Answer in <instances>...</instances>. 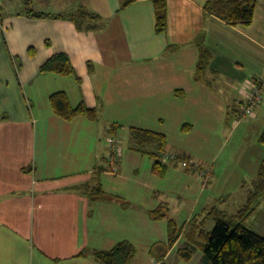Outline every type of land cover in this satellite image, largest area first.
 Wrapping results in <instances>:
<instances>
[{
    "label": "crops",
    "instance_id": "0c3cea01",
    "mask_svg": "<svg viewBox=\"0 0 264 264\" xmlns=\"http://www.w3.org/2000/svg\"><path fill=\"white\" fill-rule=\"evenodd\" d=\"M27 1L24 9L11 11L0 0V264H102L95 250L111 249L135 236L148 238L150 229L154 233L165 225L164 219H152L150 210L164 203L167 218L174 217L167 195L186 196V205L199 206L214 173L212 165L208 179L201 172L189 174L185 183L166 187L153 173L149 155L131 145L112 163L108 137L119 128H145L165 134L166 152L188 155L189 163H201L197 168L214 160L208 153L199 155L201 149L187 141L214 139L215 127L227 124L236 104L246 99L248 84L255 81L248 76L261 74L262 0L248 27L207 13L208 0H168V26L162 33L156 31L152 0H134L123 8L118 0H82L77 7L57 0L56 11L34 9L37 0H29L37 12L66 13L84 6L99 13V26L89 31L68 19L27 16ZM201 42L212 57L204 76L197 78ZM57 52L70 56L80 82L76 75L41 72ZM233 83L243 84L241 97H236ZM58 91H65L74 106L84 102L97 108V118L58 115L50 102ZM171 161L174 169L179 167V161ZM113 165H120V187L113 193L128 204L84 191V184H102L112 192L103 176ZM129 166L133 181L124 174ZM185 170L196 173L188 166ZM211 199L203 201L202 211L210 208ZM193 216L191 212L187 218ZM153 248L152 261L166 259L168 249L161 241Z\"/></svg>",
    "mask_w": 264,
    "mask_h": 264
},
{
    "label": "trees",
    "instance_id": "16d2710c",
    "mask_svg": "<svg viewBox=\"0 0 264 264\" xmlns=\"http://www.w3.org/2000/svg\"><path fill=\"white\" fill-rule=\"evenodd\" d=\"M134 0H125L122 8L128 6ZM156 13V31L162 33L168 26V0H152ZM258 0H208L204 6L209 14H214L233 26L248 27L255 21ZM25 14L34 18H56L73 21L81 31L96 29L102 17L99 13L90 11L84 6L67 11L66 13L37 12L32 8L31 2L27 1ZM3 16L0 13V21ZM50 41H47L49 44ZM203 42L199 43L200 56L198 61L197 78H202L210 64L212 52ZM30 55H34L35 48L29 49ZM41 72H54L60 75H76L75 67L70 56L66 52H57L48 58L40 68ZM80 82L81 78L77 76ZM50 102L53 110L65 119L71 120L76 116H86L92 119L97 118L98 109L90 107L84 102L74 106L71 104L68 94L65 91H58L51 95ZM191 126L183 127L188 130ZM131 147L136 151L147 154L153 159L152 171L156 175L163 176L170 167V161L164 160L168 140L163 133L140 128L131 127ZM264 144V132L260 137ZM176 161L186 162V166L198 172L197 168L189 164V156L181 153L173 156ZM84 191L93 198L102 200H122L124 198L113 192H108L102 184L90 186L83 185ZM264 197V157L260 164L257 179L254 181V189L251 191L247 203L235 214L225 213L213 205L203 214H196L180 228L177 223L170 219L171 237L170 242L175 243L184 233L186 243L179 254L184 259H190L197 248L203 252L202 261L199 264H264V235H261L246 225L248 219L261 204ZM221 202V199H218ZM168 207L161 203L155 209L149 211L154 220H162L168 216ZM210 218L215 219V226L212 230L207 229ZM137 252L136 246L129 240H122L108 250H95V258L102 264H131Z\"/></svg>",
    "mask_w": 264,
    "mask_h": 264
},
{
    "label": "rangeland",
    "instance_id": "374dc122",
    "mask_svg": "<svg viewBox=\"0 0 264 264\" xmlns=\"http://www.w3.org/2000/svg\"><path fill=\"white\" fill-rule=\"evenodd\" d=\"M70 1L71 3H74L72 7H77L78 5H80L78 4V2L82 4V0ZM124 1L125 0H118L120 7H122ZM38 2H40V0H37V3L35 4V6H33L34 9L35 7L36 9L45 11H56L57 9V6H55L57 5V0L49 1L48 4L42 6H39ZM262 2L264 3V0L261 1L258 7L259 14L264 17V4ZM24 6L25 0H6L5 2V7H7L8 10L10 9L11 11H19L21 9H24ZM0 39L4 40L1 33ZM263 68L261 69V74H259L257 78L255 76L248 77H251V79H255L256 82L261 81L264 83V79L259 77H264ZM255 81H251L248 84L249 87L250 84ZM231 86L237 92L236 97H241V91L244 88L243 84L233 83L231 84ZM232 106L233 102L229 104V107ZM260 106H262L261 109L259 110L258 108H256L254 116L243 118L241 113V105L237 103L235 108L237 112L235 111L236 113H232L229 115L228 123L215 127V129L218 130V135L215 132L214 139L211 136L212 139L208 140V142H204V140L200 137L198 138L199 140L187 141L188 144H192L194 146L195 150L197 147L201 149V151L198 152L199 155L206 157V153H208V157H216L214 160L210 159V162L206 163L204 167H202L201 171H198L195 174L191 173L190 171H186V166H183V164H186L182 160L179 161V167H176L174 169V163L170 161V159H168V161H170L171 168L170 171L167 172L168 178L165 177L167 176V173L163 176L156 175L159 183H164L162 185H165L166 187H173L177 184L179 185V181H181V183L183 184L185 183L184 181L187 178L186 176L194 175L196 177L200 175V172L203 173V175L201 174L203 178L205 177L206 179H208L211 176L210 168L213 165L214 173L212 175V181L208 184L206 190L203 193L204 196L203 200L201 201L202 203H199V206H197L195 209L193 204L186 205V200L188 199L186 196L183 197L182 200L179 199V197L174 196L176 194H170L166 196V199L168 201L167 203L169 204L171 209L170 216L173 215L174 217L164 219L165 221L163 222L165 225H162L163 227L161 226L160 230H157L153 233V229H150L148 238H137L135 236V238H133V241L128 239L135 244L137 249L136 255L133 258L131 264H152V255L154 249L153 246L156 241H161L168 249V256L166 257V259H161L163 261V264H199L202 261L203 252L201 248H197L190 259H184L181 257V255L179 254V250L186 243V235L183 233L174 244L171 243L170 233L172 229L169 220L173 219L177 223V227L180 228L183 222L185 223L186 219L192 218H187L189 217V214L191 212L192 215L194 214V216L196 214H198V216L203 214L204 211H202L201 206L202 204H204L203 201L208 199L209 196L210 198H212L210 207L216 204L217 208L225 213L235 214L244 207V205L247 203L251 191L254 189V181L258 177L260 164L264 157V144L260 140L261 134L264 131V102ZM130 129L131 128H129V130H122L119 128L118 133H116L120 140V147L122 148V150L124 147L125 151L129 150V147L133 142L130 135ZM225 130L226 132H224ZM101 133L105 135L104 128H101ZM206 134L209 135V132H207ZM212 141H214L213 144L211 143ZM148 158L149 159L147 160H153L150 156ZM198 162L199 161L194 163L199 164ZM120 165L117 166L118 169ZM199 165H201V163ZM117 167L113 165L110 168V171L108 170V174L103 176L104 185L114 188V190H110L112 192H115L116 188L120 187L117 176L119 170L115 169ZM129 167L124 169V174L130 177L127 178V181H133L132 176H134L135 172L133 171V169H131L133 167ZM170 172L171 175H169ZM184 173L187 175H184ZM163 177L164 182L162 179ZM123 180L126 181V179ZM192 193L195 192L192 191ZM197 195H199V192ZM218 199H221V202H219ZM260 202L261 204L255 210L253 215L248 219L246 225L257 233L264 235V197ZM215 223V219L210 218L207 223V229L212 230L215 226Z\"/></svg>",
    "mask_w": 264,
    "mask_h": 264
},
{
    "label": "built area",
    "instance_id": "2783aa9c",
    "mask_svg": "<svg viewBox=\"0 0 264 264\" xmlns=\"http://www.w3.org/2000/svg\"><path fill=\"white\" fill-rule=\"evenodd\" d=\"M250 91L241 105V113L243 118L251 117L255 115L256 108L264 100V83L261 81L253 82L250 84ZM107 145L110 149L109 160L114 163L122 154V148L120 147V140L117 134H113L108 137ZM174 154L164 153V160L171 159ZM185 164H187L185 162ZM194 167H198L195 163H189ZM117 169V168H115ZM203 175V173H201ZM152 264H163L161 258H154Z\"/></svg>",
    "mask_w": 264,
    "mask_h": 264
}]
</instances>
